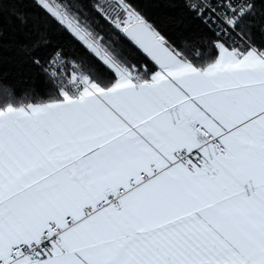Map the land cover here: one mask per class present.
I'll return each instance as SVG.
<instances>
[{
  "label": "snow or ice",
  "instance_id": "6c2138e0",
  "mask_svg": "<svg viewBox=\"0 0 264 264\" xmlns=\"http://www.w3.org/2000/svg\"><path fill=\"white\" fill-rule=\"evenodd\" d=\"M5 57L0 264H264V0H0Z\"/></svg>",
  "mask_w": 264,
  "mask_h": 264
},
{
  "label": "trees",
  "instance_id": "16d2710c",
  "mask_svg": "<svg viewBox=\"0 0 264 264\" xmlns=\"http://www.w3.org/2000/svg\"><path fill=\"white\" fill-rule=\"evenodd\" d=\"M9 7V5H5L6 10L3 15V21L5 22L4 26L10 28L12 19L8 15L7 10ZM4 77L7 78L9 84L20 91L33 86L36 87L37 90L43 88V84L40 80L32 76L26 68L22 69L11 57H5L4 62L0 63V78Z\"/></svg>",
  "mask_w": 264,
  "mask_h": 264
}]
</instances>
